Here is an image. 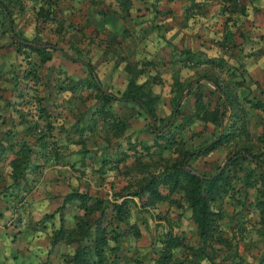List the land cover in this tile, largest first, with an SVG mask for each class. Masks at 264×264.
I'll return each instance as SVG.
<instances>
[{
    "label": "rangeland",
    "instance_id": "rangeland-1",
    "mask_svg": "<svg viewBox=\"0 0 264 264\" xmlns=\"http://www.w3.org/2000/svg\"><path fill=\"white\" fill-rule=\"evenodd\" d=\"M240 2L245 8L243 12H235L234 18L236 76L232 102L233 107L241 112L246 132L234 133L233 139L226 144L192 159L190 167L201 174L214 172L226 156L242 144L248 145L252 152H259L264 159V110H253L244 101L251 97L264 100V70L252 73L246 70L251 67L244 60L250 50H254L258 52L260 62H264V25L262 31L257 29L264 16L259 18L262 12L258 5L249 0ZM212 5L217 7L218 3ZM239 5L235 8H240ZM36 6L33 0H14L10 4L13 30L27 40L55 43L69 55L87 59L102 89L119 95L127 78L123 72H115L113 68L130 64L123 60L121 51L109 52L104 60L100 59L102 55H98L99 45H95L93 39H86L85 35L81 34L82 39L71 40L66 39L70 37V32L64 39L63 33L52 35L47 27L40 31L34 22ZM175 12L180 14L182 9L177 6ZM220 16L218 33L221 31L222 34L224 16ZM4 29L0 19V264H67L65 259L73 252L74 244L60 240L51 245L52 231L59 226V215L66 231L73 229L77 217H83V211L77 201L62 204L63 196L76 189L93 198L111 202L119 193L136 190L147 172L157 174L170 164L176 157V148L158 149L152 146L154 138L147 118L130 102L112 101L107 106L112 114L124 121L126 127L122 133L112 134L106 123L99 119L92 123V112L100 107L96 91L80 83L72 84L87 78L85 67L55 51H50L49 62L42 64L36 59L35 64L30 66L33 61L31 54L27 57L17 55L11 47L9 33ZM70 41L75 45L70 47L72 50L67 45ZM251 54L253 56L254 52ZM132 65L139 67L138 63ZM27 69L37 73L38 78L23 77ZM214 70L215 73L227 71L224 68ZM201 72V68L196 70L193 78H199ZM199 82L201 86L197 89L207 98L208 91L214 86L204 79ZM189 91L185 96L182 93L179 101L183 113H188L192 107L193 96H188ZM242 91L247 94L240 95ZM158 92L165 94V91ZM215 104L221 111L218 99H211L207 107H214ZM39 105L48 117L39 116ZM170 109L167 101L161 102L155 110L156 116H168ZM232 117L234 114L229 115L228 112L219 127L189 119L187 128H195L190 146L199 147L212 139L217 130L224 131ZM179 119H174V123L171 121L163 130L181 126L183 123ZM34 122L38 126L29 131L26 126ZM194 123L198 125L194 126ZM151 125L154 129L162 127L157 121ZM38 129L44 132L40 141L36 139ZM7 131L13 137L6 136ZM17 139L24 140L31 152L23 169L24 177L15 183L10 175L9 162L13 153L8 145ZM160 142L163 144L162 140ZM144 146L149 147L148 150ZM260 171L250 160H240L228 171L232 177V189L212 204V209L222 214L218 228L221 240L212 238L204 245L202 256L196 254L189 257L190 249L175 248L170 252L168 264H210L208 259L215 264L257 261L264 253V221L250 203L257 196L255 189H261ZM246 173H250L247 180L254 182L250 188L245 187ZM160 190L163 194L167 193L163 188ZM129 198L132 202L128 204L124 219L111 220L108 208L103 212L102 225L109 221L106 225L107 230L112 229L109 235L117 234L116 241L110 238L107 242L109 247L116 245L117 249L105 252L114 257L117 264H159L161 240L169 233L182 236L184 243L193 249L201 245L182 193L167 194L165 200L152 205L146 204L145 193ZM97 216L95 212L84 217L88 232L83 244L89 241Z\"/></svg>",
    "mask_w": 264,
    "mask_h": 264
},
{
    "label": "trees",
    "instance_id": "trees-1",
    "mask_svg": "<svg viewBox=\"0 0 264 264\" xmlns=\"http://www.w3.org/2000/svg\"><path fill=\"white\" fill-rule=\"evenodd\" d=\"M13 1L14 0H0V19L5 28L4 31L9 33L11 47H13V50H15L17 55L24 54V56L27 57L28 54H31L30 58H33V61L30 66L35 64L36 59H38V62L42 64L49 62L51 59L50 51L60 52L64 56H67L71 61L81 63L85 67L88 76L87 78H83L81 81H77L76 83L73 82L72 84L75 86L80 83L85 87L93 88L96 91L95 97L99 100L100 107L92 112V123L99 119L106 123L107 129L111 130L112 134L122 133L126 127L124 121L112 114L107 106H109L112 101L130 102L138 110H140L144 117L147 118L148 127L152 129L151 132L154 138L152 146L157 147L158 149H168L170 147H174L177 152L174 160H172V162L167 166L163 167L159 173L156 174L154 172H147L141 178L140 184L136 190L132 193H119L111 202L104 201L100 198H93L86 192H80L76 189L67 192L62 198V204L77 201L79 208L83 211V217H77L75 227L66 231L62 225V216L59 215V226L57 229L52 231L50 238L51 245H54L60 240L74 244V250L65 259V263L117 264L115 258L108 256L105 252L107 249L111 251H115L117 249L116 245L109 247L107 243L110 238L112 241H116L117 234L112 236L109 235L112 231V229L107 230L106 227V225H109V221H107L105 225H102L103 212L106 208H108L111 220H122L127 216L129 202H132L129 196L139 197L144 193L146 194L145 202L148 205L165 200L167 194L182 193L190 212V219L194 224L196 236L201 244L197 249H193L192 246L184 243V238L182 236L171 235L169 233L165 235L163 240H161L162 249L159 254V264H168L171 250L179 247L190 249L191 254L189 257L196 254L202 256L204 254V245L210 240L212 241V238L221 240V234L218 228L222 214L218 210H213L212 204L227 195L232 189V177L228 174V171L240 160H250L261 170L259 173L261 189H255L257 196L254 201L250 203V205L258 210L259 218L261 221H264V159L259 152H252L248 145L242 144L238 150L231 152V157H228L229 154L226 156L227 162L222 168H219L220 166H218L214 172L209 174L198 173L189 165V162L192 159L207 155L211 151L232 140L234 133L246 132L240 110L233 107L232 92L235 94V81H221L217 73L213 70L209 69L210 71H206L208 69H205L199 74V78L204 79L207 82H211L214 87L208 91L209 95L206 98V96L201 95L200 90L197 89L201 86V82L196 83L193 89L188 93L189 97L193 96L192 107L188 113H183L180 109L181 106L179 107V101L182 97L183 91L188 88L194 78L192 77L185 82H181L176 77L174 79L172 78L173 85L170 90V93L172 94L170 112L165 118H158L155 112V99L157 98V95H152L149 90L148 92H145L143 90L144 84L137 82L138 75L141 73L140 69L132 64H128L124 67L128 76L123 89L119 92V95L115 96L112 93L103 90L92 64L87 59H82V57L79 59L75 57V55H69L67 51L55 43H38L20 37L12 27L13 20L11 17L12 10L10 8V4ZM33 1L37 4L34 8V22L37 25L36 27H40V31H43L42 29L47 27L50 34L60 36L63 33L65 36L66 30L67 28H71V24H64L65 18L63 9L65 6L63 4V0ZM222 1L225 4L222 6L223 11L226 10V6H229L228 11L230 13H235L237 11L243 12V9L245 8L240 0ZM195 3H197V1H193V4ZM88 4L94 8L100 4V1L88 0ZM237 4H240L238 6L240 8H235ZM66 39L72 40V35ZM109 44L110 45L104 46L106 51L115 52L116 47H118L117 42L111 39ZM67 45L69 48H74L75 46L73 41H70ZM70 49L72 50V48ZM182 54L184 62L188 63L189 61L194 60L192 66H198L202 63L201 59H194V54L191 55L189 51H184ZM204 62L211 67H217L218 69L226 68L225 63L221 59L214 60L209 58L205 59ZM185 65L188 66L187 64ZM23 77L36 79L38 78V75L32 71V69H27L23 72ZM62 88L63 87H60V89ZM246 94L247 93H243V91L240 93L242 96H245ZM209 97H212V100L218 99V101H220L219 105L222 106L221 111H219V106L217 104H215L214 107H207L208 102L211 101ZM40 100L41 98L38 97V102H40ZM244 101L253 110H264V100L251 97L245 98ZM224 102L226 103V106L224 105ZM39 106V116L45 118L48 117V114L42 105ZM228 112L229 115L230 113H233L234 117H232L224 131L219 133V130H217L212 139L199 147L192 148L190 146V137L193 136L192 132H194L195 128H187L188 126L186 125L189 119L190 121H201L203 124H212L213 126L219 127L222 124L221 122L223 118L228 115ZM178 117L180 118L179 120H181V123H183L181 126H177L172 130H163L170 124L171 121L174 123V119ZM155 121L162 124L160 129H154L152 127L151 124H154ZM194 124V126L198 125L196 123ZM37 126L38 124L34 122L32 125H27L26 128L29 131H33V129ZM177 131L178 133L176 134ZM37 132L39 133L36 135V139L40 141L44 137V132H40L39 129ZM5 135L12 136V133L7 131ZM160 140L163 141V144ZM143 148L148 150L149 147L144 146ZM8 149H10L13 153V157L9 162V165L11 166L10 175L12 181L16 183L19 179L24 177L23 169L27 165L31 149L28 147L27 143L21 139L14 140L10 145H8ZM185 167H188L189 169H186ZM192 170L196 173H193ZM246 175L245 179L247 180L250 177V173H246ZM246 183V188H250L254 185V182L251 183L249 180H247ZM161 188L166 190L167 193L163 194L160 190ZM120 198L121 200L117 201V199ZM95 212L98 213V216L93 221L91 237L87 243L83 244V238L87 236L88 232L87 221L84 217ZM236 257L240 258L238 255H236ZM208 260L210 264H215L211 261V259ZM235 264H264V253L258 257L257 261H249L248 263L239 262Z\"/></svg>",
    "mask_w": 264,
    "mask_h": 264
},
{
    "label": "crops",
    "instance_id": "crops-1",
    "mask_svg": "<svg viewBox=\"0 0 264 264\" xmlns=\"http://www.w3.org/2000/svg\"><path fill=\"white\" fill-rule=\"evenodd\" d=\"M99 1L100 4L93 8L88 0H63L64 24H71L66 34L70 32L72 39H82L81 34L87 36L86 39H93L95 45H99L100 59L104 60L109 53L104 46L110 45L111 39L115 40L118 44L116 49L123 54V60L130 64L138 63L141 73L137 82L144 84L145 92L149 90L152 95H157L156 108L164 101L171 105L170 90L175 77L185 82L194 77V72L199 68L202 72L205 69L214 72V69H218L204 62L205 59H221L227 71H217L219 79L235 81V13L228 11L229 6L225 11L220 10L224 4L222 0H197L195 4L193 1L196 0ZM249 2L261 9V19L264 16V0ZM213 3H218V6L215 7ZM177 6L182 9L180 14L175 12ZM220 15L224 16L222 34L221 31L218 33ZM263 23L257 29L262 31ZM184 51L194 54L193 58L201 59L202 63L192 66L194 60L184 62ZM258 55V52L250 50L244 60L251 69L246 70L252 73L264 70V62H260ZM113 70L123 72L126 78L128 76L124 67ZM158 91H165V94ZM165 116L158 115V118Z\"/></svg>",
    "mask_w": 264,
    "mask_h": 264
},
{
    "label": "water",
    "instance_id": "water-1",
    "mask_svg": "<svg viewBox=\"0 0 264 264\" xmlns=\"http://www.w3.org/2000/svg\"><path fill=\"white\" fill-rule=\"evenodd\" d=\"M201 78H196L194 80L191 81V83L189 84L188 88L183 92V96H185L187 94V92L193 87V85H195L196 83H198L200 81ZM210 85L213 86V84L211 82H209ZM224 100V98H223ZM178 105V104H177ZM224 105H226V103L224 102ZM177 107V106H176ZM222 108V106L220 107ZM221 110V109H220ZM219 133H221V129L219 131ZM243 153V151H242ZM232 156V153L228 156V157H231ZM227 162V158L223 161V163L220 165L219 168H222L223 165ZM186 169H189L188 167H185ZM193 173H196L195 171L192 170Z\"/></svg>",
    "mask_w": 264,
    "mask_h": 264
}]
</instances>
